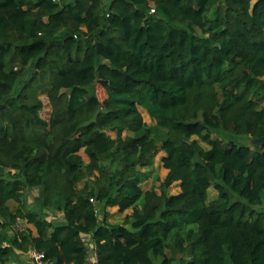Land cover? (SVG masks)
I'll return each instance as SVG.
<instances>
[{
    "label": "trees",
    "instance_id": "1",
    "mask_svg": "<svg viewBox=\"0 0 264 264\" xmlns=\"http://www.w3.org/2000/svg\"><path fill=\"white\" fill-rule=\"evenodd\" d=\"M105 1L0 0V264H264V0Z\"/></svg>",
    "mask_w": 264,
    "mask_h": 264
},
{
    "label": "rangeland",
    "instance_id": "2",
    "mask_svg": "<svg viewBox=\"0 0 264 264\" xmlns=\"http://www.w3.org/2000/svg\"><path fill=\"white\" fill-rule=\"evenodd\" d=\"M70 1V0H67ZM256 1V0H254ZM110 2V0H106L104 2V5L107 6L108 3ZM29 70L30 67H27L25 69L24 72V80L27 79V77L29 76ZM100 95H103V93L100 91L99 92ZM141 112L143 114V118L144 121L148 123L149 126H153L154 121L152 120V118L150 117L149 113L143 109L140 108ZM158 133L161 136H164V131L162 130H157ZM109 134L112 137H116V133L114 131H109ZM131 133L129 131H125L124 132V136L126 135H130ZM132 135V134H131ZM237 140L239 142L242 143H248L251 144L250 140H248L247 138L244 137H240L237 138ZM161 143L157 144V148H156V155L153 158V163L151 166L146 167V168H140L139 170L144 172V179L141 183V186L143 187V189L147 190L150 188H156V189H160L162 183L164 182L168 170L164 168V165L162 163V156L164 155V152L161 150ZM202 146L205 148H208L207 144L202 142ZM81 155L83 156L85 163L89 162V158L88 156L84 153V151L80 152ZM83 182L80 183L77 188H81L83 186ZM179 188L177 185H173L169 191L171 193H177L179 192ZM38 196V189L34 188V189H30L27 193V198L29 200L30 203H32L35 198ZM217 197V192L215 191V189L213 187H210L209 189V200H213ZM143 199L141 198L138 202H137V209L141 210L143 207ZM49 218H52L55 222L60 223L64 220V216L61 212H57V211H47ZM98 213H99V218L102 219L104 217V214H106V219L108 222L112 223V224H128V226H130V222H132L133 220V214H134V208H129L124 212H120L118 210V207H109V208H105L103 205H98ZM29 233L32 232L34 235H36V229L34 228L33 225L28 224L25 220H21L17 225H15L12 229L6 231L8 238H12L13 235H15L16 233ZM10 239H7L6 243L4 245L10 244ZM171 245V243H170ZM170 245H168V248L166 249V254L168 257H172L175 256L176 260L173 264H181L182 259H186L187 257L182 254L181 252H179L177 249L175 251V249H172V247H170ZM28 253V252H27ZM26 255H17L14 254L12 260L7 263V264H24L23 262L26 261V259H30V254L28 253ZM162 263V258H159L156 260V264H161Z\"/></svg>",
    "mask_w": 264,
    "mask_h": 264
},
{
    "label": "built area",
    "instance_id": "3",
    "mask_svg": "<svg viewBox=\"0 0 264 264\" xmlns=\"http://www.w3.org/2000/svg\"><path fill=\"white\" fill-rule=\"evenodd\" d=\"M87 239V238H86ZM88 242V246L92 245L91 241H89L87 239ZM95 253L93 256L90 257L89 255V264H98V256H97V252L94 249ZM30 259L32 261V264H54L53 262L47 261L45 260V254L43 252H38L35 249H32V251L30 252Z\"/></svg>",
    "mask_w": 264,
    "mask_h": 264
},
{
    "label": "crops",
    "instance_id": "4",
    "mask_svg": "<svg viewBox=\"0 0 264 264\" xmlns=\"http://www.w3.org/2000/svg\"><path fill=\"white\" fill-rule=\"evenodd\" d=\"M90 241V240H89ZM88 250H89V255H90V257L91 256H93L94 255V253H95V251H94V245L92 244V245H89L88 246ZM32 251V249L28 252L29 254H30V252ZM27 253V252H26ZM26 253H23V252H21V251H16V253L15 254H17V255H26ZM27 253V254H28ZM24 264H32V261H31V259H26V261L25 262H23ZM14 264H16V263H14Z\"/></svg>",
    "mask_w": 264,
    "mask_h": 264
},
{
    "label": "water",
    "instance_id": "5",
    "mask_svg": "<svg viewBox=\"0 0 264 264\" xmlns=\"http://www.w3.org/2000/svg\"><path fill=\"white\" fill-rule=\"evenodd\" d=\"M251 145H263L264 144V136L261 138H255L250 140Z\"/></svg>",
    "mask_w": 264,
    "mask_h": 264
}]
</instances>
